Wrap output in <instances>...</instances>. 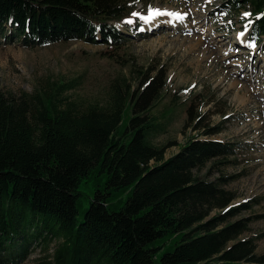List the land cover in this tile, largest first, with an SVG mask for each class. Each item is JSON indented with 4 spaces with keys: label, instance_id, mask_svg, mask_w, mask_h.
<instances>
[{
    "label": "trees",
    "instance_id": "trees-1",
    "mask_svg": "<svg viewBox=\"0 0 264 264\" xmlns=\"http://www.w3.org/2000/svg\"><path fill=\"white\" fill-rule=\"evenodd\" d=\"M234 3L263 15L252 37L264 35V0ZM130 16L126 0H0V41L29 49L81 41L118 52L127 36L114 23ZM135 80L137 88L126 78L113 84L105 104L71 100L74 80L20 98L0 92V264H27L36 247L44 256L32 264H264L256 239L239 238L248 225L220 227L239 211L209 219L234 199L222 189L226 180L196 175L237 155L238 144L210 139L222 128L196 127L166 158L169 146L154 139L167 124L151 114L166 75L138 72ZM127 106L132 116L123 128ZM92 175L104 187L90 197L79 187ZM127 191L114 209L115 195ZM82 198L90 205L80 220ZM174 237V249L158 257Z\"/></svg>",
    "mask_w": 264,
    "mask_h": 264
},
{
    "label": "rangeland",
    "instance_id": "rangeland-1",
    "mask_svg": "<svg viewBox=\"0 0 264 264\" xmlns=\"http://www.w3.org/2000/svg\"><path fill=\"white\" fill-rule=\"evenodd\" d=\"M126 1L131 16L114 23L127 36L118 52L81 41L29 49L1 40L0 92L20 98L74 80L76 88L67 93L71 100L105 104L111 86L123 78L137 88L138 72L149 78L163 73L167 87L151 114L167 126L154 143L169 146L166 158H170L197 134L196 127H219L223 131L210 139L238 144L237 155L209 164L196 175L226 180L222 189L234 199L209 219L225 216L231 209L239 211L220 227L236 222L248 225L239 238L256 239V254L264 256V35L252 37V26L263 15H255L252 5L236 9L235 0ZM198 93L208 97L205 104L194 100ZM131 116L127 106L123 128ZM103 184L92 175L79 190L92 197ZM128 195L129 191L116 194L112 207H122ZM89 205L87 198L81 199L80 220ZM178 241L176 237L166 240L158 257L165 249L172 251ZM56 246L53 243L51 248ZM38 248L27 264L44 256Z\"/></svg>",
    "mask_w": 264,
    "mask_h": 264
},
{
    "label": "snow or ice",
    "instance_id": "snow-or-ice-1",
    "mask_svg": "<svg viewBox=\"0 0 264 264\" xmlns=\"http://www.w3.org/2000/svg\"><path fill=\"white\" fill-rule=\"evenodd\" d=\"M156 13L159 14V10H156ZM169 15H172L171 13H169ZM246 15H250V14H247Z\"/></svg>",
    "mask_w": 264,
    "mask_h": 264
},
{
    "label": "bare ground",
    "instance_id": "bare-ground-1",
    "mask_svg": "<svg viewBox=\"0 0 264 264\" xmlns=\"http://www.w3.org/2000/svg\"><path fill=\"white\" fill-rule=\"evenodd\" d=\"M233 85L235 86V85H236V83H235V84H233ZM236 87H237V86H236ZM263 95H264V94H263ZM258 103H260V101H258ZM258 103H257V104H258Z\"/></svg>",
    "mask_w": 264,
    "mask_h": 264
}]
</instances>
